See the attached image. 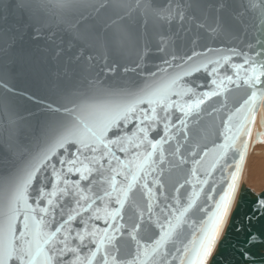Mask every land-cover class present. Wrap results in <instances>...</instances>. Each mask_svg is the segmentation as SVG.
<instances>
[{
    "label": "snow or ice",
    "instance_id": "snow-or-ice-1",
    "mask_svg": "<svg viewBox=\"0 0 264 264\" xmlns=\"http://www.w3.org/2000/svg\"><path fill=\"white\" fill-rule=\"evenodd\" d=\"M262 104L264 0H0V264H217Z\"/></svg>",
    "mask_w": 264,
    "mask_h": 264
},
{
    "label": "water",
    "instance_id": "water-1",
    "mask_svg": "<svg viewBox=\"0 0 264 264\" xmlns=\"http://www.w3.org/2000/svg\"><path fill=\"white\" fill-rule=\"evenodd\" d=\"M239 95L240 93H233L230 97V102L237 100ZM262 110L264 111V104L260 106L259 111L255 114V121L251 126V135L248 138V148L242 164L236 198L232 202L230 209V227L226 226L224 231L221 233V240L223 243L222 246L219 247L220 255L217 258V264H244V261L237 252V248L242 245V242L246 239L249 230L253 232H264V217H258L251 221L249 220L256 204V198L264 194V190L257 193L246 183L242 182V176L259 112L261 113L262 123H264V112H262ZM256 137L257 140H261V133H256ZM252 252L257 256V259H259L261 255H264V247L257 246L252 249Z\"/></svg>",
    "mask_w": 264,
    "mask_h": 264
},
{
    "label": "rangeland",
    "instance_id": "rangeland-1",
    "mask_svg": "<svg viewBox=\"0 0 264 264\" xmlns=\"http://www.w3.org/2000/svg\"><path fill=\"white\" fill-rule=\"evenodd\" d=\"M261 132V140H257L256 135H252L253 143L256 144L255 148L258 151L264 148V129ZM258 155L255 153L250 157V160L248 159L249 161L247 160L248 162L243 174L244 181H242L257 193L264 190V160H262L264 156Z\"/></svg>",
    "mask_w": 264,
    "mask_h": 264
},
{
    "label": "bare ground",
    "instance_id": "bare-ground-1",
    "mask_svg": "<svg viewBox=\"0 0 264 264\" xmlns=\"http://www.w3.org/2000/svg\"><path fill=\"white\" fill-rule=\"evenodd\" d=\"M262 112H264L263 110H262ZM263 129H264V123H262V120H261V113L259 112L258 113V116H257V121H256V125H255V129H254V132H253V135H256V133H258V132H261V131H263ZM262 133V132H261ZM255 145L256 144H254L253 143V140L251 139V144H250V149H249V153H248V156H247V160L249 159L250 160V157L252 156V155H254L255 153L256 154H259L258 156H264V148H262L261 150L259 149V151L255 148ZM253 158V157H252ZM257 160H258V158H256ZM246 160V164H247V162L249 161H247ZM262 160H264V158L262 159ZM261 160V161H262ZM246 164H245V168H246ZM245 168H244V170H245ZM243 174H244V172H243ZM242 181H244V178H243V176H242ZM244 183V182H243Z\"/></svg>",
    "mask_w": 264,
    "mask_h": 264
}]
</instances>
